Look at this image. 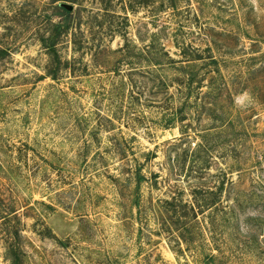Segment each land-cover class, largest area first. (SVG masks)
I'll return each mask as SVG.
<instances>
[{
    "label": "rangeland",
    "instance_id": "374dc122",
    "mask_svg": "<svg viewBox=\"0 0 264 264\" xmlns=\"http://www.w3.org/2000/svg\"><path fill=\"white\" fill-rule=\"evenodd\" d=\"M0 46L24 264H264V0H0Z\"/></svg>",
    "mask_w": 264,
    "mask_h": 264
},
{
    "label": "trees",
    "instance_id": "16d2710c",
    "mask_svg": "<svg viewBox=\"0 0 264 264\" xmlns=\"http://www.w3.org/2000/svg\"><path fill=\"white\" fill-rule=\"evenodd\" d=\"M50 1L51 3H55L60 0ZM59 7L63 8L66 12L71 11L63 5H59ZM56 28L59 27L56 26ZM52 43L55 42L53 41ZM52 43L49 46L53 49L54 44ZM3 53H6V50L0 46V55ZM167 60L171 61L172 59L167 56ZM50 75L54 77L53 74ZM220 192L221 188H216L215 190L210 188H196L192 191V200L190 202H179V206L171 202V205L175 207L174 210L177 215L173 223L179 225L181 221H184L182 227H186L188 222L185 220L193 219L197 221L198 216L204 214L205 209L210 208L215 203ZM173 199L175 200V198ZM179 207L183 209L182 214H177ZM20 234V220L15 202L4 199L0 195V242L5 243L3 256L10 264H24V252L20 249L18 242L21 238Z\"/></svg>",
    "mask_w": 264,
    "mask_h": 264
}]
</instances>
